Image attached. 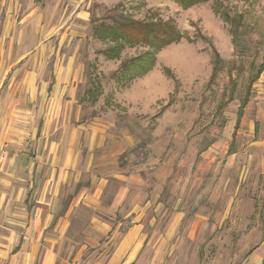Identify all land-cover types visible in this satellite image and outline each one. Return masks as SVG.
Wrapping results in <instances>:
<instances>
[{"label":"rangeland","instance_id":"1","mask_svg":"<svg viewBox=\"0 0 264 264\" xmlns=\"http://www.w3.org/2000/svg\"><path fill=\"white\" fill-rule=\"evenodd\" d=\"M150 14L172 20L190 42L161 50L149 74L122 87L113 73L147 48L107 60L101 51L111 43L94 28ZM214 52L221 64L208 84ZM68 56L81 94L98 97L92 103L86 95L87 115L132 129L126 162L150 200L163 204V222L180 221L165 264H264V71L248 88L264 64V0H212L187 10L174 0H0L5 72L53 73Z\"/></svg>","mask_w":264,"mask_h":264},{"label":"crops","instance_id":"2","mask_svg":"<svg viewBox=\"0 0 264 264\" xmlns=\"http://www.w3.org/2000/svg\"><path fill=\"white\" fill-rule=\"evenodd\" d=\"M56 63H0V264H165L180 221L126 162L132 129L88 116L73 59Z\"/></svg>","mask_w":264,"mask_h":264},{"label":"trees","instance_id":"3","mask_svg":"<svg viewBox=\"0 0 264 264\" xmlns=\"http://www.w3.org/2000/svg\"><path fill=\"white\" fill-rule=\"evenodd\" d=\"M182 9L187 10L197 5L208 3L212 0H174ZM235 21H233L234 23ZM239 23L234 24L233 33L236 34ZM94 36L103 42L111 43V46L101 51V54L110 61H118L126 48L145 47L147 50L139 56L124 60L120 63L113 77L122 87H128L132 82L149 74L155 67L156 54L161 50L187 40L172 20H163L157 14H150L144 19L131 17H120L113 20L112 24L101 23L93 31ZM215 62L208 84L219 74L221 64L220 56L214 52ZM264 71V64L261 65L257 74L250 78L248 88L257 81ZM168 72H170L168 70ZM90 98L96 103L98 97L89 91ZM247 99H244L240 106L238 119L242 116L243 108Z\"/></svg>","mask_w":264,"mask_h":264}]
</instances>
